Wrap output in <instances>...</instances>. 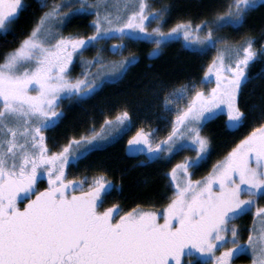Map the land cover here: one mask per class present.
I'll return each instance as SVG.
<instances>
[{"label": "snow or ice", "instance_id": "6c2138e0", "mask_svg": "<svg viewBox=\"0 0 264 264\" xmlns=\"http://www.w3.org/2000/svg\"><path fill=\"white\" fill-rule=\"evenodd\" d=\"M40 6L46 10L0 62V264H184L185 255L199 264H233L249 250L252 264H264V204L258 202L264 197V106L256 126L211 171L198 180L189 171L209 151L204 124L223 112L229 127H239L247 116L240 95L250 81L264 77V71L250 72V65L264 57V43L258 48L256 38L247 36L229 44L217 35L227 27H242L257 0H229L212 19L196 24L181 19L166 31L161 26L170 10L166 3L154 8L149 0H80L78 5L53 0ZM24 7L23 0H0V32L11 29ZM86 8L95 13L92 33L61 34L57 25ZM152 21L156 26L150 29ZM117 33L150 39L153 54L166 39L180 35L189 47L216 49L204 73L208 82L214 73L215 86L205 91L193 85L195 91L178 109L167 136L153 142L151 130L141 128L128 140L130 150L149 159L184 147L195 151L171 168L174 191L162 213L139 205L123 212L115 203L103 207L105 195L115 187L103 174L90 182L87 176L67 178L66 168L98 147L101 132L72 137L58 151L46 143L44 130L62 116L60 99L84 97L100 86L96 75L105 72L89 78L93 63L106 68L111 78L135 61L133 56L105 66L98 50L97 57L84 61L88 68L82 75H70L75 55L82 57L86 48ZM187 93L181 86L165 96V103ZM128 120L124 110L114 120L106 118L101 128ZM45 175L48 186L37 189ZM248 212L253 220L241 242L233 221Z\"/></svg>", "mask_w": 264, "mask_h": 264}, {"label": "trees", "instance_id": "16d2710c", "mask_svg": "<svg viewBox=\"0 0 264 264\" xmlns=\"http://www.w3.org/2000/svg\"><path fill=\"white\" fill-rule=\"evenodd\" d=\"M228 1L149 0V3L154 8H159L164 3L170 6L161 24L166 31L181 19H191L193 23L212 19L217 11L225 9ZM42 2L51 4L53 0H24L25 7L19 12L11 29L6 34L0 33V62L4 53L18 46L39 15L46 10L40 6ZM70 2L78 5L80 0ZM94 15L87 8L72 14L70 21L63 23L61 34L90 35L93 31ZM217 35L225 38L229 44L240 43L247 36H254L256 47H259L264 42V2L248 13L242 27H227ZM114 41L118 46L122 45L118 47L119 55L134 56L135 61L128 65L119 80L102 84L92 95L66 105V100H63L60 104L62 116L57 123L59 127L64 128L62 140L50 145L57 130L56 124L47 130L46 143L51 151L58 150L70 138L89 135L92 131H97L106 118H114L121 111L127 110L131 121L129 130L105 147L91 151L76 164L69 165L67 178L80 179L87 176L90 182L92 177L103 174L115 186L105 195L103 207L115 203L122 212L137 205L148 210L162 209L173 193L167 173L180 160V153L192 155L193 151L186 149L168 159L160 157L142 161L130 153L129 135L132 129L143 128L145 131L151 130L153 142L166 137L171 131L174 117L163 108L165 96L178 87L199 84L216 50L208 48L204 52H196L183 47L178 38L168 39L161 44L158 54H155L156 58L150 60L148 58L153 54L155 47L153 41L144 37L130 39L124 36L97 41L94 50L89 49L87 52L91 57L98 55V46H102L99 50L100 56H110L109 44ZM262 71L264 57L258 58L250 65L251 73ZM187 100L182 107L186 106ZM240 104L247 116L239 127L229 129L223 114H217L204 124L202 133L210 138V147L206 158L190 169L192 179L204 177L211 171L212 165L222 159L260 121L261 106H264V77L247 84L240 95ZM44 186L45 183L42 182L38 185L41 189ZM258 202L264 204V197L259 198ZM252 220V213L248 212L235 222L242 242L248 237ZM247 262L249 256L244 253L233 259V263Z\"/></svg>", "mask_w": 264, "mask_h": 264}, {"label": "rangeland", "instance_id": "374dc122", "mask_svg": "<svg viewBox=\"0 0 264 264\" xmlns=\"http://www.w3.org/2000/svg\"><path fill=\"white\" fill-rule=\"evenodd\" d=\"M218 1V0H217ZM229 2V1H228ZM257 2H258V4L259 3H261V2H264V0H257ZM23 3H24V0H23ZM94 13V12H93ZM95 14V13H94ZM193 24H196V23H193ZM156 26V23H155V21H152L151 22V25L149 26V28L151 29L152 27H155ZM57 27H59V29H60V33H61V30H62V27H63V24L61 25V24H58L57 25ZM0 33H4V32H0ZM201 34H203V33H201ZM112 37H121L118 33L117 34H114ZM127 37V36H126ZM141 37H143L142 35H141ZM140 37V38H141ZM129 38V37H128ZM180 39V41H181V44H182V46L183 47H185L186 49H188V50H192V51H196V52H204V51H206V50H204V51H200V50H198V48H199V46H193V47H189L188 46V44H187V42L184 40V37L182 36V35H180V36H174V37H171V38H168V39ZM130 39H137V38H130ZM168 39H166V40H168ZM240 43H242V42H240ZM264 43V42H263ZM118 43L117 42H111L110 44H109V49H110V53H111V55L110 56H107V57H105V56H100V54H99V57L101 58V63L102 64H104L105 66H109V65H111V63L112 62H118V61H121V60H123L124 58H131V57H133V56H131V57H126V55H119L118 53V47H116V48H113V45H117ZM120 45V44H119ZM118 46V45H117ZM93 47H95V45L94 46H91V47H88V48H86L84 51H83V53H82V57H81V55H75L74 57H73V61H72V63L70 64V69H71V71H70V75L73 77V78H75V77H77V76H80V75H82V73H83V71L86 69V68H88V65H86L85 63H84V61H90V60H93L95 57H97V55H95V56H89V53L87 52L89 49L92 51V50H94L93 49ZM102 46H98V50H101L100 48H101ZM260 47V46H259ZM258 47V48H259ZM216 50V49H215ZM117 55V56H116ZM215 55H216V53H215ZM83 58V59H82ZM128 67V66H127ZM127 69V68H126ZM88 70H89V78H91L93 75H96L98 72H101V71H103V72H105V75H103V76H101V75H96V79H97V81L100 83V86L99 87H97L96 89H95V91L96 90H98L101 86H102V84H104V83H106V82H114V81H117V80H119L121 77H122V75L124 74V72L126 71V70H124L123 72H121V73H119L118 75H115V76H112L111 78H108L109 77V75H110V73H108L107 71H106V68H98L97 67V65L95 64V63H93L92 65H91V67L90 68H88ZM208 70V67H207V69L205 70V72ZM210 76L212 77V79H211V82H208V78L207 77H205V75H203V78H202V80H201V82L199 83V84H191V85H185L186 87H187V89H188V93H187V95H185L184 96V98L183 99H179V98H175V97H172V96H170L169 97V99L170 100H172L173 102L172 103H169V104H164V106H163V108L165 109V111H167L171 116H173L174 118H175V116L178 114V109H180V108H182V106H183V104L185 103V101L187 100V99H189L190 98V96H191V94L195 91V88H193V85H195L196 86V88H203L205 91H207L208 89H210L211 87H214L215 86V75H214V73H210ZM178 88H180V87H178ZM178 88H176V89H178ZM93 93V92H92ZM92 93L91 94H89V95H87V96H84V97H79V96H71V97H63L62 99H60V101H59V104H58V107H59V109H60V104H61V102L63 101V100H66V103L64 104V105H66V104H68L69 102H71V101H77V100H81V99H83V98H85V97H88V96H90V95H92ZM173 93V92H172ZM186 105H187V103H186ZM61 111V110H60ZM217 114H223V115H225V117H226V120H227V115H226V113H223V112H221V113H217ZM116 117V116H115ZM114 117V118H115ZM114 118H111V119H113L114 120ZM58 123V122H57ZM56 123V124H57ZM55 124V125H56ZM104 124V122L101 124V126ZM54 127V126H53ZM55 127H57V130L55 131V134L53 135V137H52V140H51V143H50V145L51 144H53V143H55L56 141H60V140H62L61 139V135L64 133V128L62 129V127H59V124H57ZM59 127V128H58ZM131 127V121H130V117H129V120L127 121V122H125V124L124 125H122V126H117V125H112V126H105L104 127V129H102L101 127L96 131V132H101L102 133V135H103V139H101V140H99L97 143H98V147L96 148V149H99V148H102V147H105L106 145H108L109 143H111L112 141H114L115 139H117L118 137H120V136H122L124 133H126L128 130H129V128ZM227 127L229 128V129H234V128H232V127H229L228 126V123H227ZM50 128H52V127H49V128H47V129H45L44 131H45V136H47V133H48V129H50ZM236 128V127H235ZM136 132H137V129H132L131 130V134L129 135L130 137H132V136H134L135 134H136ZM54 133V132H53ZM79 138V137H78ZM158 141V140H157ZM180 142L178 141V144H179ZM55 145V144H54ZM60 149V148H59ZM58 149V150H59ZM186 149H189V150H192L193 151V154L192 155H186L185 153H180L179 154V157H180V160L178 161V162H180L181 160H183L185 157H194L195 156V151L191 148V147H184L182 150H179V149H177L176 151H174L173 153H170V154H168L167 156H165V155H163V154H161V156L160 157H163L164 159H168V158H170V157H172L173 155H177L178 154V152H180V151H184V150H186ZM58 150H55V151H58ZM207 156V155H206ZM137 158L138 159H140V160H142V161H150V160H154V159H149L148 157H147V154H145V153H137ZM206 158V157H205ZM204 158V159H205ZM177 162V163H178ZM176 163V164H177ZM68 168V167H67ZM67 168H66V174H67ZM190 171V170H189ZM170 171L167 173V177H168V179H169V182H170V185H171V187H172V189H173V191H174V184H173V182H172V180H171V176H170ZM190 178H191V176H190ZM192 179V178H191ZM39 180H43L44 182H42V183H45V186L43 187V188H45V187H47L48 186V184H47V176L45 175V176H42ZM38 180V181H39ZM192 180H198V179H192ZM36 187H37V185H36ZM42 188V189H43ZM37 189H39L38 187H37ZM41 189V188H40ZM23 202H26V201H23ZM21 206H23V204H21ZM145 210H148V209H145ZM150 210H154V211H157L158 213H162V211H163V208L162 209H150ZM158 218L161 220V222H162V216H158ZM238 219H239V217L235 220V221H233V223H235L236 221H238ZM229 235H230V233H229ZM247 240V239H246ZM245 240V241H246ZM242 242V241H241ZM242 254V253H241ZM244 254H247L248 256H249V262H247V263H239V264H252V258H251V255H250V250L249 251H246ZM182 259H183V261H184V264H187V262L189 261V260H192L193 262H194V264H196L197 262H199L197 259H196V257H188L187 255H185L184 257H182ZM186 260V261H185ZM233 264H238V263H233Z\"/></svg>", "mask_w": 264, "mask_h": 264}, {"label": "flooded vegetation", "instance_id": "af4514ba", "mask_svg": "<svg viewBox=\"0 0 264 264\" xmlns=\"http://www.w3.org/2000/svg\"><path fill=\"white\" fill-rule=\"evenodd\" d=\"M148 59H149V58H148ZM128 148H129V146H128ZM129 151H130L131 154H135V153H138V152H139V151H132V150H130V149H129ZM139 153H140V152H139ZM141 153H142V152H141ZM145 154H146V153H145ZM40 182H44V181H43V180H39V181L37 182V187H38V185H39ZM38 188H39V187H38ZM39 189H40V188H39Z\"/></svg>", "mask_w": 264, "mask_h": 264}, {"label": "water", "instance_id": "95a60500", "mask_svg": "<svg viewBox=\"0 0 264 264\" xmlns=\"http://www.w3.org/2000/svg\"><path fill=\"white\" fill-rule=\"evenodd\" d=\"M155 58H156V55H155V54H151V55L149 56V59H150V60H153V59H155ZM134 156H137V153H136Z\"/></svg>", "mask_w": 264, "mask_h": 264}]
</instances>
